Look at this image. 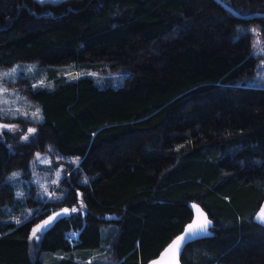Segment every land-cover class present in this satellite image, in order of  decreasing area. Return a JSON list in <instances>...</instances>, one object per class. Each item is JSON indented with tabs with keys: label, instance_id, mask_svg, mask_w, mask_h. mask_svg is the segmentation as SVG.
<instances>
[{
	"label": "trees",
	"instance_id": "16d2710c",
	"mask_svg": "<svg viewBox=\"0 0 264 264\" xmlns=\"http://www.w3.org/2000/svg\"><path fill=\"white\" fill-rule=\"evenodd\" d=\"M221 1L264 13V0ZM253 24L264 44L263 17L215 0H0V68L127 72L117 87L54 73L51 87L11 84L42 120L0 117V213L15 200L6 176L26 175L36 151L65 168L54 198L26 195L25 220H0V264H148L193 223L191 204L210 224L182 243L180 264H264Z\"/></svg>",
	"mask_w": 264,
	"mask_h": 264
},
{
	"label": "rangeland",
	"instance_id": "374dc122",
	"mask_svg": "<svg viewBox=\"0 0 264 264\" xmlns=\"http://www.w3.org/2000/svg\"><path fill=\"white\" fill-rule=\"evenodd\" d=\"M37 1L40 3H58L63 0ZM248 30L252 35L251 41L255 54L261 55L255 69L257 71L256 76L264 77V44L260 38L257 25H249ZM52 73L63 76L67 80L89 76L100 87H117L121 85L123 78L127 75L125 70L100 72L91 68H77L73 63L61 66H40L36 62H19L10 68H0V117H22L34 122L41 121L42 114L38 104L29 100L18 88L11 86V84L19 76H26L33 87H51L53 82L50 75ZM37 156H39V159H37ZM69 159L73 160V158ZM64 168V164H60L58 167L53 165L49 152L36 151L29 161L26 175L23 174L22 170H15L6 176L5 180L14 188L15 200L11 205L2 206L0 220L12 222L25 220L31 212L28 205L29 201L25 199L26 195L35 198H54L56 194L52 190L62 178ZM14 173L16 175H13ZM2 216H5V218L2 219ZM262 216H264V204L254 216L256 221L264 225V220L261 219ZM45 227L46 225L38 226L35 230H39L32 237L39 238ZM102 237L105 244L107 229L103 230ZM166 250L161 257L148 264H180L179 252L177 253L174 247H169Z\"/></svg>",
	"mask_w": 264,
	"mask_h": 264
},
{
	"label": "water",
	"instance_id": "95a60500",
	"mask_svg": "<svg viewBox=\"0 0 264 264\" xmlns=\"http://www.w3.org/2000/svg\"><path fill=\"white\" fill-rule=\"evenodd\" d=\"M215 1L218 4H220L222 7H224L229 13L235 15L236 17L243 18V19H252L255 17L264 18V13L254 12V13L242 15L238 13L237 11H235L234 9H232L230 6L223 3L221 0H215ZM190 206L194 210V220H193V223L191 224L192 228L189 229L188 227L187 230L179 236V237H182V236L188 235V239H186L185 241L202 237L206 232V228L210 224V220L207 218L206 214L202 211L200 207H198L196 204H191ZM205 223H206V227L204 228L203 231H201L200 226L205 225ZM179 237H177V239Z\"/></svg>",
	"mask_w": 264,
	"mask_h": 264
},
{
	"label": "snow or ice",
	"instance_id": "6c2138e0",
	"mask_svg": "<svg viewBox=\"0 0 264 264\" xmlns=\"http://www.w3.org/2000/svg\"><path fill=\"white\" fill-rule=\"evenodd\" d=\"M41 2H43V0H41ZM30 131H32L31 129H30ZM37 159H39V156H37ZM13 175H16L15 173L13 174ZM68 210H65V212H67ZM72 211H76V209H72ZM261 219L262 220H264V216H262L261 217ZM47 223V222H46ZM207 223V222H206ZM206 223H205V225H202V226H200V230L201 231H203L204 230V228L206 227ZM192 228V226L191 225H189V229H191ZM39 229H37V230H34V235H35V232L36 231H38ZM186 239H188V235H185V236H182V237H179L178 239H177V241H174L173 242V245H170L169 247L170 248H175V251L178 253L179 252V249H180V247H181V245H182V243L186 240ZM167 251V250H166Z\"/></svg>",
	"mask_w": 264,
	"mask_h": 264
}]
</instances>
